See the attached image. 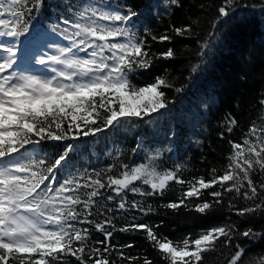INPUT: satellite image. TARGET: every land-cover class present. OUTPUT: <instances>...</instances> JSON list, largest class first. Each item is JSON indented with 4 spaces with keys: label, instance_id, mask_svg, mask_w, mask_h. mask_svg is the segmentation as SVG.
Here are the masks:
<instances>
[{
    "label": "snow or ice",
    "instance_id": "snow-or-ice-1",
    "mask_svg": "<svg viewBox=\"0 0 264 264\" xmlns=\"http://www.w3.org/2000/svg\"><path fill=\"white\" fill-rule=\"evenodd\" d=\"M168 4L180 6L179 0H168ZM45 7L46 0H0V264H71L69 258L77 264H116L110 259L116 248L111 244L116 231L143 232L165 264H204L205 253L216 251L221 244L222 249H228L226 264H264V252L250 255L242 244L233 243L238 237L264 239V230L251 226L241 230L229 221L174 241L159 233V224L140 221L136 216L119 229L114 217L105 213H99L105 216L103 220L89 219L98 197L106 201L119 198L117 211L131 209L148 216L152 206L136 200L129 203L124 198L126 192L141 197L163 196L173 181L186 185V189L178 202H169L165 208L183 206L207 215L219 210L226 194L235 193L229 199L230 212L253 219L264 216V119L260 124L253 121L240 142L228 141V163L222 174L212 169L209 179L184 180L177 175L180 166L176 171H158L155 161L159 152L149 157L147 165L130 169L124 165L127 170L118 176L107 175L106 183L99 172L97 178L88 176L83 183L71 174L60 179L58 173L66 168L77 144L66 143L51 159L34 158L36 149L48 141L136 130L146 119L158 123L167 118L190 87V83L177 86L172 82L168 69L153 82L142 86L134 82L135 73L148 71L156 60L174 59L176 52L169 47L162 53H151L146 37L163 43L173 36L153 34L147 27L143 34L138 33L134 19L139 14L132 8L125 5L122 9L103 0H90L79 7L55 4L51 7L58 19L49 28L39 23ZM243 10L259 11L264 16V0H221L212 31L200 42L198 63L190 67L187 81L206 69L219 28ZM171 31L178 37L193 33L191 25L172 26ZM57 36L67 44L57 42ZM25 46L32 50L30 65L40 66L33 71L25 64ZM164 89L175 95L170 97ZM258 103L264 110V90ZM200 107L207 108V101L202 100ZM226 120L225 130L231 133L238 122L231 114ZM258 172L259 183L253 179ZM138 181L150 190L138 187ZM101 190L115 195L105 196ZM205 192L211 200L204 199ZM191 198L202 202L190 206ZM238 198L249 203L237 208ZM105 208L107 213L113 212L112 207ZM78 224H94L95 231L103 234L102 240L95 241L100 247L89 244V229ZM132 247V243L122 245L116 254L128 264H140V258L123 251ZM222 249L221 255H225ZM142 264L154 262L145 256Z\"/></svg>",
    "mask_w": 264,
    "mask_h": 264
},
{
    "label": "trees",
    "instance_id": "trees-1",
    "mask_svg": "<svg viewBox=\"0 0 264 264\" xmlns=\"http://www.w3.org/2000/svg\"><path fill=\"white\" fill-rule=\"evenodd\" d=\"M90 0H46V7L39 16V23L46 27L56 22L58 17L54 15L55 4L67 3L69 5L82 6ZM104 3L119 5L122 9L127 7L135 10L139 15L134 19L137 31L143 34L145 27L153 34H170L173 39L170 42L152 41L147 39V48L151 53H162L169 47L176 52L174 59H159L154 67L148 71H138L134 74V82L144 85L154 81L161 75L164 69H168L167 75L177 86L190 83V87L181 94L182 98L175 104L174 109L166 119L158 123L145 122L136 130L122 129L118 132L104 131L97 136L80 138L75 141L55 142L48 141L39 146L34 158L39 160L47 156L49 159L59 154L68 142L79 145L78 149L70 153L66 168L58 173L61 180L69 174L74 175L81 183L91 176L97 178L96 173L101 174L102 182L107 175L118 176L124 169V165L131 167L141 164H149V157L160 156L155 161L158 171H179L177 175L184 180H192L194 177L211 178V170L216 169V174H222L227 165V157L231 152L229 140L240 142L255 121L257 124L264 119V110L258 103L260 93L264 90V16L259 11H238L234 19L222 25L219 30V39L213 52L208 57L206 69L193 80L187 81L190 67L198 63L196 53L209 32L212 31L211 23L217 15L216 9L221 0H179L180 6L169 5L168 0H103ZM256 2V0H249ZM204 5L203 8L200 6ZM167 6V7H166ZM196 20L197 23L192 24ZM191 25L193 33L190 36L178 37L171 31L172 26ZM170 97L175 93L164 89ZM206 100L208 107H200L201 101ZM231 114L237 120L234 130L229 133L225 130L226 117ZM224 135L221 137L220 133ZM139 137L140 147H137ZM133 149H137L133 152ZM31 151V146H29ZM111 169L106 172L105 170ZM84 174V176H81ZM257 183L261 180L258 172L253 176ZM138 187L150 190L142 181L136 182ZM58 186V185H57ZM186 185L169 182V187L163 196L153 195L141 197L131 192H126L125 199L130 203L136 200L142 205H151L153 211L144 216L142 213L129 209L127 212L116 210L119 198L115 201L96 198L98 203L93 208L90 220L96 222L103 220L105 213L113 216L116 228L131 222L136 216L140 221L149 224H159V233L169 238L179 240L186 234H196L202 229L233 222L241 230L246 227H254L256 230H264V216L257 218L238 217L229 211V199L235 193H228L219 210L207 215H201L194 209H185L181 206L173 210L163 207L169 202H178ZM88 191V189L83 190ZM104 192L105 196L110 190ZM82 198H86L83 197ZM204 199L211 197L204 195ZM202 202L197 198H191L189 205ZM236 207H243L247 203L243 199L235 201ZM105 205L113 208L112 213H107ZM86 227L90 232L89 244L96 245L95 241L102 240L103 234L95 231L94 224L77 225ZM132 243L134 247L123 249L125 255L140 258H150L154 264H165L161 260L157 250L151 247L145 239V234L140 231L114 232L111 244L115 245L110 254V259L116 264H128L127 260H121L116 250L122 245ZM242 244L248 249L249 254L264 252V239L250 241L238 237L233 242ZM222 244L216 251L205 253L204 264H226L228 249H222L225 255H221ZM108 255V254H106ZM71 264H77L74 258H69Z\"/></svg>",
    "mask_w": 264,
    "mask_h": 264
},
{
    "label": "rangeland",
    "instance_id": "rangeland-1",
    "mask_svg": "<svg viewBox=\"0 0 264 264\" xmlns=\"http://www.w3.org/2000/svg\"><path fill=\"white\" fill-rule=\"evenodd\" d=\"M62 27H63V25H62ZM55 39L57 40V42H59V43H63V44H67V41H64V40H62V38H60V37H55ZM31 54H32V50H31V48H29L28 46H25V52H24V56H25V64L28 66V70L29 71H33V70H35V69H37V68H39L40 66H38V65H30V62H29V60H28V58L31 56ZM23 65H22V70H23Z\"/></svg>",
    "mask_w": 264,
    "mask_h": 264
}]
</instances>
